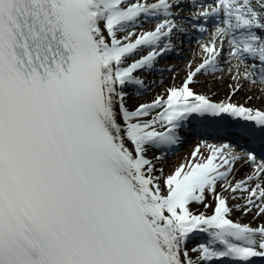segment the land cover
<instances>
[{"label": "snow or ice", "instance_id": "1", "mask_svg": "<svg viewBox=\"0 0 264 264\" xmlns=\"http://www.w3.org/2000/svg\"><path fill=\"white\" fill-rule=\"evenodd\" d=\"M0 264H264V0H0Z\"/></svg>", "mask_w": 264, "mask_h": 264}, {"label": "rangeland", "instance_id": "2", "mask_svg": "<svg viewBox=\"0 0 264 264\" xmlns=\"http://www.w3.org/2000/svg\"><path fill=\"white\" fill-rule=\"evenodd\" d=\"M148 95H151V93H148ZM194 142H195V140H192L190 142L185 143V145H184V147H182V149H180L176 153H173V154L169 155L168 159L174 160L180 153H184L185 151H187L190 148L191 144L194 143Z\"/></svg>", "mask_w": 264, "mask_h": 264}, {"label": "bare ground", "instance_id": "3", "mask_svg": "<svg viewBox=\"0 0 264 264\" xmlns=\"http://www.w3.org/2000/svg\"><path fill=\"white\" fill-rule=\"evenodd\" d=\"M158 87H159V85H157V88H158ZM240 95L243 96L244 93H241ZM237 99H239V97H237ZM252 103H259V101H257V100H253ZM182 154H183V153H180L178 156H180V155H182ZM178 156H177V157H178ZM177 157H176V158H177ZM176 158H175V159H176ZM167 159H168V158H167ZM175 159H174V160H175ZM168 161L171 162V161H173V160L168 159ZM242 171H247V169H244V170H242ZM240 174H242V172H241Z\"/></svg>", "mask_w": 264, "mask_h": 264}]
</instances>
